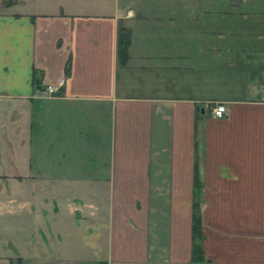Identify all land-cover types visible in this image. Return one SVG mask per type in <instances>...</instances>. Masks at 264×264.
Listing matches in <instances>:
<instances>
[{
    "label": "crops",
    "instance_id": "obj_1",
    "mask_svg": "<svg viewBox=\"0 0 264 264\" xmlns=\"http://www.w3.org/2000/svg\"><path fill=\"white\" fill-rule=\"evenodd\" d=\"M0 111V264H264V0H0Z\"/></svg>",
    "mask_w": 264,
    "mask_h": 264
},
{
    "label": "trees",
    "instance_id": "obj_2",
    "mask_svg": "<svg viewBox=\"0 0 264 264\" xmlns=\"http://www.w3.org/2000/svg\"><path fill=\"white\" fill-rule=\"evenodd\" d=\"M131 44V31L126 27H121L118 40V57L121 65H125L129 59V46ZM69 69H67V74H69ZM34 76V81L36 82L39 77L37 74ZM197 192H196V202L194 204L193 211V222H192V232H193V247H192V262L200 263L206 261L203 241H204V232H203V218L202 211L199 203V191L201 187V182L197 177Z\"/></svg>",
    "mask_w": 264,
    "mask_h": 264
},
{
    "label": "built area",
    "instance_id": "obj_3",
    "mask_svg": "<svg viewBox=\"0 0 264 264\" xmlns=\"http://www.w3.org/2000/svg\"><path fill=\"white\" fill-rule=\"evenodd\" d=\"M63 82H60V85H62ZM59 90L58 86L55 85H49L45 90L40 92L41 97H52L57 94ZM228 112V107L224 102H217L215 106L212 109V115L213 117L217 118H223Z\"/></svg>",
    "mask_w": 264,
    "mask_h": 264
},
{
    "label": "rangeland",
    "instance_id": "obj_4",
    "mask_svg": "<svg viewBox=\"0 0 264 264\" xmlns=\"http://www.w3.org/2000/svg\"><path fill=\"white\" fill-rule=\"evenodd\" d=\"M0 112H1V111H0ZM5 116H6V115H5ZM1 117H2V120H3L4 117L2 116V114L0 115V118H1ZM2 122H3V121H2ZM4 124H6V125H8V127H10V131H11L10 134H11V136H12L13 134H12V130H11V124L8 123V120H7V119H5ZM6 185H9V186H11V187L13 188L14 183H13V186H12V181H11V184H3V185H0V190H1V189H4V188H7V189L11 188V187L6 186ZM2 187H3V188H2ZM12 188H11V189H12Z\"/></svg>",
    "mask_w": 264,
    "mask_h": 264
}]
</instances>
